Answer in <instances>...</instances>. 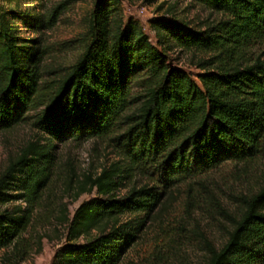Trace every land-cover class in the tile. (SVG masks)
Instances as JSON below:
<instances>
[{
	"label": "trees",
	"instance_id": "trees-1",
	"mask_svg": "<svg viewBox=\"0 0 264 264\" xmlns=\"http://www.w3.org/2000/svg\"><path fill=\"white\" fill-rule=\"evenodd\" d=\"M196 1L224 17L204 30L171 15L153 17L155 41L138 21L125 20L120 0H96L80 37L84 50L52 80L38 69L39 51L20 43L0 11V130L41 109L37 137L0 174V206L24 202L0 209L7 263L25 260L32 247L27 231L54 215L47 199L60 179L59 141H107L124 160L81 176L69 170L64 183L75 199L97 195L72 217L67 205L61 208L58 219L68 223L61 264H118L174 187L228 163L244 169L264 161V0ZM175 47L209 54L199 61L198 80L169 62ZM135 173L149 181L118 194ZM234 199L235 211L220 205L231 224L226 241L218 246L204 236V264H264V179ZM131 213L144 216L122 222ZM83 236L89 238L79 242Z\"/></svg>",
	"mask_w": 264,
	"mask_h": 264
},
{
	"label": "rangeland",
	"instance_id": "rangeland-1",
	"mask_svg": "<svg viewBox=\"0 0 264 264\" xmlns=\"http://www.w3.org/2000/svg\"><path fill=\"white\" fill-rule=\"evenodd\" d=\"M96 0H0V11H6L16 26L21 44L39 51L38 69L43 79L52 80L71 66L84 46L81 35L88 29L91 12ZM125 20L133 18L157 41L150 19L171 15L197 29H206L224 17L222 13L208 9L196 0H120ZM58 9V11H56ZM145 9V10H144ZM169 62L185 69L198 80L202 69L200 59L209 54L173 48L167 52ZM139 82H134L135 90ZM41 109L27 113V119L17 125L0 130V174L10 159L30 139L38 135L34 117ZM57 171L60 177L50 201L54 215L51 220H39L29 228L26 236L32 247L25 260L14 264H61L57 254L67 243L68 223L58 219L60 210L67 205L71 217L76 209L97 195L96 190L75 199L72 190L64 183L69 170L78 175L97 173L116 162L124 163L123 156L107 141L96 138L67 139L57 143ZM264 179V161L246 168L225 164L210 172L199 182L180 183L164 197L162 204L147 217L138 240L129 247L118 264H204L206 249L204 236L221 246L227 238L229 220L221 213L220 205L237 210L234 194L258 190ZM149 181L141 173L126 179L118 194H125L132 186ZM151 185L155 182L150 181ZM24 205L17 201L1 205ZM141 213L126 214L122 222ZM96 234V231H94ZM83 236L78 241L85 242ZM9 248L0 249V264L7 263Z\"/></svg>",
	"mask_w": 264,
	"mask_h": 264
},
{
	"label": "built area",
	"instance_id": "built-area-1",
	"mask_svg": "<svg viewBox=\"0 0 264 264\" xmlns=\"http://www.w3.org/2000/svg\"><path fill=\"white\" fill-rule=\"evenodd\" d=\"M145 10V9H144Z\"/></svg>",
	"mask_w": 264,
	"mask_h": 264
}]
</instances>
